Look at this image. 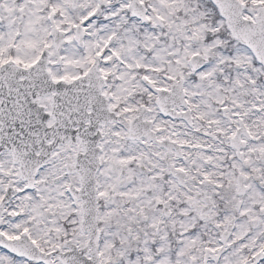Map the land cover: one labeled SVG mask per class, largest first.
<instances>
[{
  "label": "snow or ice",
  "instance_id": "snow-or-ice-1",
  "mask_svg": "<svg viewBox=\"0 0 264 264\" xmlns=\"http://www.w3.org/2000/svg\"><path fill=\"white\" fill-rule=\"evenodd\" d=\"M0 264H264V0H0Z\"/></svg>",
  "mask_w": 264,
  "mask_h": 264
}]
</instances>
